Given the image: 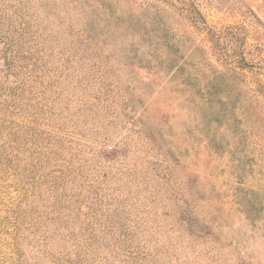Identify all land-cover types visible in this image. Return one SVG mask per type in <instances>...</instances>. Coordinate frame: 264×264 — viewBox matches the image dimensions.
<instances>
[{"label":"rangeland","instance_id":"1","mask_svg":"<svg viewBox=\"0 0 264 264\" xmlns=\"http://www.w3.org/2000/svg\"><path fill=\"white\" fill-rule=\"evenodd\" d=\"M230 88L263 136L264 0H0V264L17 243L24 264L12 222L51 200L21 177L29 148L86 264H264V141L215 129Z\"/></svg>","mask_w":264,"mask_h":264},{"label":"trees","instance_id":"2","mask_svg":"<svg viewBox=\"0 0 264 264\" xmlns=\"http://www.w3.org/2000/svg\"><path fill=\"white\" fill-rule=\"evenodd\" d=\"M235 79L236 78L233 77L232 80L234 81ZM231 88L230 90L227 91L228 94H224L227 95L226 98H224L226 102L224 100L222 101L221 99H218L217 102L218 111L216 113L218 120L215 121V123L217 124V127L215 129H218V133H220V130H222V132L224 129L227 130V137H228L229 134H231L230 131H232L231 123L232 122L234 123L238 117H244L245 119H247L248 126L246 127L248 131H250V133L252 131L254 135H257V137L260 138L263 132L260 129L259 123L256 119L253 120V118H251L252 115H250L248 112V102H250L251 99L244 96L246 99L243 100V104L245 103V105L242 106L241 104L242 102L239 99L240 94H237L235 96V93ZM218 94H221V90H219ZM237 104H239L240 106L239 112H236ZM208 110L211 111L212 110L211 107L208 108ZM228 121L230 122L228 123ZM132 126H137V127L139 126V129L141 128V125L139 124L138 121L133 122ZM231 135L232 137L228 141V148L232 151V149L233 150L236 149V146L234 145V142L236 141L235 139L236 135L235 134H231ZM262 137L263 138L261 142L264 141V134ZM26 151L30 156L31 154H33V152H35V154L40 156L37 158L30 159L28 155L26 159L27 164H25L23 170H21L24 173L23 175H21V177L25 178L23 179V181L25 183L30 182L32 185H35L36 187L35 192H41L40 180L34 177L37 172L41 171L39 172L41 174V177L45 178L46 181L50 183V186L48 187L49 189H53V190L45 191V192H52L51 200L48 198H38L39 200H41L40 207L45 206L41 214H37L38 212L36 211L35 207L25 205V207L28 209L27 212H30V214H25L23 212L22 215V211L18 210L20 211L19 216H21V222H12V229L14 235L18 231L19 224L23 225L24 231L26 230L29 231V237L25 238L26 234L24 236V242L26 240L28 241L24 243L26 246V251H25V257L22 259V262H24V264H86L87 256L89 255L88 252H86V249L85 250L81 249L83 251L76 253L68 252L66 250L68 249L67 243H69L72 236L70 235V232H67L68 240H65L64 238L65 234L61 232V229L65 226V224H67L66 222H70L69 221L70 219L65 218L64 220V217L61 216L59 209L60 207L63 206L65 202L70 200H65L64 195L59 194L57 192L59 184L56 185L55 177L52 175V173L59 172L60 170L56 171L57 168L56 164H53L52 169H50L52 159L49 157L44 159L43 154H41V152L36 151L35 148L34 149L29 148ZM248 154H249L248 152L244 155L242 154L241 157L245 158V156ZM243 160L244 159L236 160L237 164L235 166H232L231 169H234V171L236 172L244 173L243 167H245L247 164L243 165ZM52 163H55L54 160ZM158 165L160 166V164ZM46 166L49 167L48 170ZM56 187L57 190H55ZM166 191L170 193L172 190L171 191L166 190ZM21 192H25V191L21 190ZM169 195L171 196L170 197L171 199L173 198L176 208L180 211L179 213L180 222L186 224L188 229L186 231L189 234H193L194 236H197V238L202 237L204 231H202V229L199 227L198 224L193 223L194 222L193 219L187 215L186 211L184 210V207L180 206V203L183 204L184 202H180L182 200H180L177 195H172L171 193ZM47 204L48 206H46ZM61 241L62 243L60 244ZM18 244L19 243L13 246V250L11 252L13 256L11 258L12 264H18V262H16L17 261L16 258L18 257L19 254ZM80 253L82 256H80ZM148 256H150V254ZM143 260L146 261L147 256H143ZM159 261L161 262V258L155 259V257L153 256L152 259L147 261L148 262L147 264H156V262Z\"/></svg>","mask_w":264,"mask_h":264}]
</instances>
